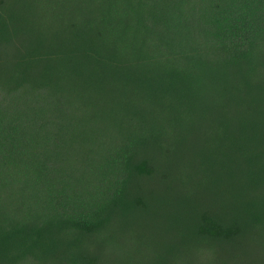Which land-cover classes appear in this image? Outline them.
Returning a JSON list of instances; mask_svg holds the SVG:
<instances>
[{
	"label": "trees",
	"instance_id": "trees-1",
	"mask_svg": "<svg viewBox=\"0 0 264 264\" xmlns=\"http://www.w3.org/2000/svg\"><path fill=\"white\" fill-rule=\"evenodd\" d=\"M0 264H264V0H0Z\"/></svg>",
	"mask_w": 264,
	"mask_h": 264
}]
</instances>
